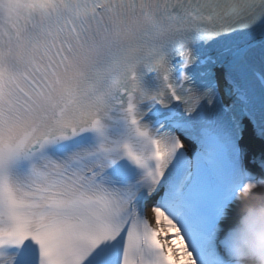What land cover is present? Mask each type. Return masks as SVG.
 I'll list each match as a JSON object with an SVG mask.
<instances>
[{
    "label": "snow or ice",
    "instance_id": "1",
    "mask_svg": "<svg viewBox=\"0 0 264 264\" xmlns=\"http://www.w3.org/2000/svg\"><path fill=\"white\" fill-rule=\"evenodd\" d=\"M33 7L0 36V264H235L264 0Z\"/></svg>",
    "mask_w": 264,
    "mask_h": 264
},
{
    "label": "clouds",
    "instance_id": "2",
    "mask_svg": "<svg viewBox=\"0 0 264 264\" xmlns=\"http://www.w3.org/2000/svg\"><path fill=\"white\" fill-rule=\"evenodd\" d=\"M51 4L53 0H44ZM41 18V13L33 7V0H0V36L8 34V29ZM246 202L240 209L239 219L231 230L228 250L235 264H264V189L241 192Z\"/></svg>",
    "mask_w": 264,
    "mask_h": 264
}]
</instances>
